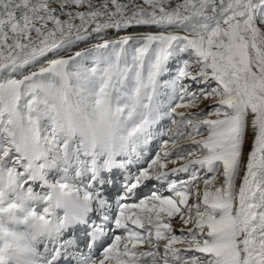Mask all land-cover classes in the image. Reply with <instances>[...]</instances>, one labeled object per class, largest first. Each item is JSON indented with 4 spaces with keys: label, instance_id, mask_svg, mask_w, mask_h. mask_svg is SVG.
Wrapping results in <instances>:
<instances>
[{
    "label": "snow or ice",
    "instance_id": "snow-or-ice-1",
    "mask_svg": "<svg viewBox=\"0 0 264 264\" xmlns=\"http://www.w3.org/2000/svg\"><path fill=\"white\" fill-rule=\"evenodd\" d=\"M65 257L264 264V0H0V264Z\"/></svg>",
    "mask_w": 264,
    "mask_h": 264
},
{
    "label": "bare ground",
    "instance_id": "bare-ground-1",
    "mask_svg": "<svg viewBox=\"0 0 264 264\" xmlns=\"http://www.w3.org/2000/svg\"><path fill=\"white\" fill-rule=\"evenodd\" d=\"M146 31H153L155 32L156 29L155 28H152V29H147V28H130L126 31H121L119 33L113 31V30H109L107 32V36L108 38H116L117 36H122V35H136V34H139V33H143V32H146ZM92 43H95V40L94 39H91L89 41H83V42H80L77 46V48H74L73 51L75 50H78V49H81L82 47H86V46H90ZM49 56H51V54H49ZM46 59V58H45ZM162 124V122L160 123ZM159 124V125H160ZM158 126V125H157ZM156 126V127H157ZM159 127V126H158ZM251 134L249 133V136ZM166 138V137H164ZM160 140V139H159ZM159 140H158V137L157 139L152 142L151 144H149L148 146L142 148V152H143V159L141 161V163H145L144 160H145V156H150L152 155V153L154 154L158 149H159ZM248 150H250V143L249 144H246V147H245V152H247ZM147 162H150V161H147ZM139 165H132V168L131 170L134 172L136 171V168L138 167ZM172 165H169V168H171ZM115 171V175H114V178L116 180H120V183H121V177H120V174H119V171L118 170H114ZM54 174V173H53ZM239 183V181L237 182ZM150 185V184H149ZM147 188V187H146ZM146 188H143L142 190L146 189ZM167 195V194H166ZM173 227L174 229H179L181 227V225L177 222V221H173Z\"/></svg>",
    "mask_w": 264,
    "mask_h": 264
},
{
    "label": "clouds",
    "instance_id": "clouds-1",
    "mask_svg": "<svg viewBox=\"0 0 264 264\" xmlns=\"http://www.w3.org/2000/svg\"><path fill=\"white\" fill-rule=\"evenodd\" d=\"M104 117L93 116L90 117V124L88 121L76 117V122L82 126L86 134L91 137L93 134L98 142V146H106L110 142V130L104 125Z\"/></svg>",
    "mask_w": 264,
    "mask_h": 264
},
{
    "label": "rangeland",
    "instance_id": "rangeland-1",
    "mask_svg": "<svg viewBox=\"0 0 264 264\" xmlns=\"http://www.w3.org/2000/svg\"><path fill=\"white\" fill-rule=\"evenodd\" d=\"M86 47H88V46H86ZM86 47H82V48H86ZM81 48V49H82ZM172 71L174 72L175 71V69L173 68L172 69ZM170 77H165V79H169ZM212 103V101H206L205 103H203V104H201V107L202 108H206L207 107V105L208 104H211ZM159 126V127H158ZM157 127H156V130H157V132H164L166 129H167V127L169 126V123H168V121L167 120H165V121H162V124H160V125H158ZM160 139V137L158 136V140ZM149 156H145V160H144V162L145 163H143V164H146L147 163V161H149V158H148ZM151 158H154V155H152V157ZM150 185H152V183H150ZM149 185V186H150ZM166 194H168V193H166ZM165 194V195H166Z\"/></svg>",
    "mask_w": 264,
    "mask_h": 264
}]
</instances>
